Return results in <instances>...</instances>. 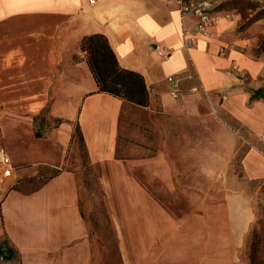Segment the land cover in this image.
<instances>
[{
  "label": "crops",
  "instance_id": "0c3cea01",
  "mask_svg": "<svg viewBox=\"0 0 264 264\" xmlns=\"http://www.w3.org/2000/svg\"><path fill=\"white\" fill-rule=\"evenodd\" d=\"M214 15L204 35L165 0H0V147L16 169L0 198V264H96L79 177L62 167L77 126L122 264H248L264 181V97L252 98L264 88V18L220 3ZM95 33L144 76L148 105L99 91L81 49ZM133 106L154 118L138 123L129 155ZM43 113L61 122L38 137Z\"/></svg>",
  "mask_w": 264,
  "mask_h": 264
},
{
  "label": "rangeland",
  "instance_id": "374dc122",
  "mask_svg": "<svg viewBox=\"0 0 264 264\" xmlns=\"http://www.w3.org/2000/svg\"><path fill=\"white\" fill-rule=\"evenodd\" d=\"M220 6L224 5L229 8L237 9L243 14V17L251 21H257L264 18V1L263 0H216ZM264 47V38L262 45ZM132 105V104H131ZM128 112V144H124L125 152L129 155L135 153V138L142 127L138 123L151 122L153 116L147 110H141L138 106H133ZM160 106L156 108V115L160 111ZM10 122L9 118H6ZM157 119V117H156ZM32 123V130L38 137L44 134L47 128L59 125L58 119L51 121L47 114L43 113L36 116ZM148 121V122H147ZM30 125L25 123L19 129V135L27 136ZM31 130V128H30ZM151 128L149 132H151ZM17 132V131H16ZM13 134V131H11ZM152 137V136H151ZM124 152V153H125ZM73 169L78 177L81 186V201L84 213L87 215L90 233L94 239V249L96 264H122L117 247V235L112 225L101 217L99 209L101 208L98 177L93 166L89 164L86 150L83 144L76 140L69 147L68 162L62 166ZM240 169V168H239ZM56 169L54 172L59 171ZM254 203L257 212V220L249 234L246 246L243 250V258L248 264H264V181L253 185Z\"/></svg>",
  "mask_w": 264,
  "mask_h": 264
},
{
  "label": "trees",
  "instance_id": "16d2710c",
  "mask_svg": "<svg viewBox=\"0 0 264 264\" xmlns=\"http://www.w3.org/2000/svg\"><path fill=\"white\" fill-rule=\"evenodd\" d=\"M81 49L86 53L91 70L97 80L99 91L110 93L137 105H148L149 91L144 76L119 64L118 58L104 34L95 33L85 36L81 41ZM259 97H264V88L253 92V99ZM58 121L61 122V119H58ZM76 140L80 141L85 148L83 134L79 126L76 127L73 133L72 142ZM90 166L92 167L91 164ZM99 192L102 195L101 190ZM99 199L101 200L100 215L110 223L104 202L101 197ZM85 217L87 218L86 214Z\"/></svg>",
  "mask_w": 264,
  "mask_h": 264
},
{
  "label": "built area",
  "instance_id": "2783aa9c",
  "mask_svg": "<svg viewBox=\"0 0 264 264\" xmlns=\"http://www.w3.org/2000/svg\"><path fill=\"white\" fill-rule=\"evenodd\" d=\"M168 4L175 6L183 15L193 14L198 18L197 29L200 33L207 35L209 29L217 20L214 15V10L218 6L216 0H165ZM91 3H96L97 0H90ZM229 16V14H227ZM183 41L188 49L192 44V39L183 33ZM158 48H160L158 46ZM165 57L171 55V51L161 52ZM192 77V75H190ZM168 81L172 85L171 94L174 98L179 96L178 85L180 79L176 75H170ZM198 86L192 87L193 91H197ZM15 167L10 155L0 147V198L1 193L10 188L14 181Z\"/></svg>",
  "mask_w": 264,
  "mask_h": 264
}]
</instances>
